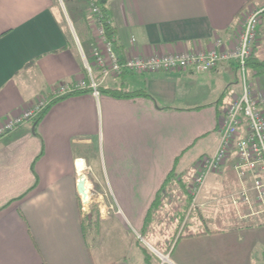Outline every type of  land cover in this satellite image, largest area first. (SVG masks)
<instances>
[{"label":"crops","instance_id":"crops-1","mask_svg":"<svg viewBox=\"0 0 264 264\" xmlns=\"http://www.w3.org/2000/svg\"><path fill=\"white\" fill-rule=\"evenodd\" d=\"M87 1L0 0V121L59 83L87 76L77 39L85 41L90 56L95 24L89 10L87 20L72 14L75 7L87 9ZM254 1L108 0L115 50L123 57L204 51L217 39L233 48L247 14L264 8ZM252 58L264 60V13ZM255 69L248 66L251 83L264 91V72ZM239 71L237 63L226 61L204 73L110 76L98 96L91 90L71 94L51 104L41 119L0 137V264H264V211L233 202L243 182L232 156L208 176L195 209L219 216L226 228L192 224L176 233L189 211L188 187L200 157L216 150L220 115L241 92ZM130 92L136 93L124 94ZM186 157L193 167L187 184ZM81 174L90 188H107L126 230L142 228L162 245L160 256L136 242L139 233L125 254L101 250L111 215L82 211ZM89 213L93 225L84 232L81 217ZM160 213L170 218L169 238L150 229ZM249 230H255V241Z\"/></svg>","mask_w":264,"mask_h":264},{"label":"built area","instance_id":"built-area-1","mask_svg":"<svg viewBox=\"0 0 264 264\" xmlns=\"http://www.w3.org/2000/svg\"><path fill=\"white\" fill-rule=\"evenodd\" d=\"M263 12L264 8H254L247 14L238 43L230 49L224 48L222 40L217 39L212 48L204 51L123 57L107 37L101 21L103 16L100 8L93 6L92 13L98 16L92 17L96 35L90 56L77 39L87 76L59 83L48 96L40 98L16 115L2 119L0 137L33 120L53 99L84 90H91L98 96L101 83L110 76H120L127 72L145 73L176 69H191L204 73L222 62L234 61L242 73V89L239 95L224 107L220 115V141L216 150L200 158L190 189L189 212L197 208L199 195L208 176L219 171L231 156L234 158L233 166L243 182L242 188L233 196V202H244L249 204L253 211H264V92H257L247 75L248 60L254 53ZM86 191L87 197L84 198L80 194L83 212H89L92 201L91 188L87 182ZM256 203L259 208H256Z\"/></svg>","mask_w":264,"mask_h":264},{"label":"rangeland","instance_id":"rangeland-1","mask_svg":"<svg viewBox=\"0 0 264 264\" xmlns=\"http://www.w3.org/2000/svg\"><path fill=\"white\" fill-rule=\"evenodd\" d=\"M256 4L259 3L261 5H264V0H255L254 1ZM263 8V7H260ZM252 11V10H251ZM264 13V12H263ZM255 48V47H254ZM239 74V78L241 81L242 78V73L241 71L238 72ZM248 77L250 78L251 81V75L249 74V70L247 72ZM261 79L262 81L264 80V75H261ZM260 92H264L262 89L260 90ZM88 151L85 150V154ZM206 155H210V154H206ZM203 156V155H202ZM201 158V157H200ZM189 158H185L184 161H186V163L182 160V164L178 167V171L181 170V166L183 165V163H185V167H184V177L183 180L184 182L187 184V182L189 181V177L191 176V174H193V167L191 166V162L187 161ZM194 181V179H193ZM193 181L191 183V185H189V191L193 185ZM103 182H105V180L103 179ZM189 184V183H188ZM109 186V185H108ZM107 186V187H108ZM204 188V187H203ZM110 189V187H109ZM102 190V196H99V192H101ZM91 192H92V201L90 203V207H89V211H93L95 213V215L97 216L98 213L101 215V209L104 211L102 214L108 213V215H111L110 220L104 224V230L102 232H104V234H101V238H100V244H101V250L104 249V252L107 254H113L114 256H118V255H122L125 254L124 252H129V250L132 248L133 245V241L135 242V238L138 236V233L140 234L138 236V238H140L141 243L139 241L138 244H142L141 247H145L144 249L147 251H150L152 253H155L156 255L160 256L163 252L162 249H160L162 246L160 245L155 238L149 234V233H145V231L142 230V228H140L139 230H137L136 228L133 227V225L131 226L130 224V228L132 229L133 233H131L129 230L125 229V225L122 223V220L120 218V216L118 214H115L116 211H118V209H121V207L119 206L118 203L112 201L107 192V188L104 190L102 187L101 189H99V187H96L95 185L93 187H91ZM186 199V198H185ZM189 204L191 202V197L189 196ZM81 200V199H80ZM177 200L174 204H176V207L180 206V201ZM95 208L94 210H92V208ZM185 217L183 216L179 225V229H177L176 233H182L184 231V233H186L188 231V228H190V226H192V224H194L195 226L199 227V228H203V230L209 226H219L220 228H226L224 225L221 224V219L219 216L215 215L214 213H211L210 215L206 216L207 213L205 211V209L200 208L198 211L197 210H193L192 214H190V212L185 210ZM97 218H99V215L97 216ZM155 218V212L152 213V219ZM158 221L163 222L161 225L157 224V220L154 224L151 225V228H153V230H157L158 228L160 230H162V232L158 235L162 238H169L170 235H168L166 233V228H168L169 225H171V221L170 218L164 217L163 214H159L158 217H156ZM125 219V218H124ZM127 219V218H126ZM125 219V221H127ZM150 220V221H151ZM133 224V223H132ZM103 226V225H102ZM186 226V229H185ZM148 229V228H147ZM246 235L248 236L249 240L251 241H255L257 239V235L255 233V230H249L248 232H246ZM260 239V238H259ZM139 240V239H138ZM155 248V249H154ZM161 254H160V253ZM163 256V255H162ZM161 256V257H162ZM164 258V257H163ZM166 261L167 258H164Z\"/></svg>","mask_w":264,"mask_h":264},{"label":"trees","instance_id":"trees-1","mask_svg":"<svg viewBox=\"0 0 264 264\" xmlns=\"http://www.w3.org/2000/svg\"><path fill=\"white\" fill-rule=\"evenodd\" d=\"M65 2L69 1V0H64ZM87 1V0H85ZM88 2V1H87ZM107 2L108 0H89V5H88V8L86 9V7H83V8H80V7H75V9H73L72 11V14L74 16V18L78 16L83 19V20H87V11L89 10L90 11V14H91V17H97L98 15L95 14V13H92V8L93 6H98L101 10V13L103 17H101V21L105 27V30H106V34H107V37L113 42V44L115 45V42H116V38H115V29L114 27L112 26L111 24V20H110V12H109V9L107 7ZM94 41V38H92V42H91V46H92V43ZM82 43V46L83 45H87L85 43V41H81ZM116 47V45H115ZM248 66H251L252 68L256 67V71L258 73L256 74H259L260 72H264V60H254L252 57L249 58L248 60ZM86 91V90H84ZM143 92V91H141ZM141 92H137V93H141ZM77 93V92H75ZM136 92H130V93H124L125 95L127 96H131L133 94H135ZM71 94H74V93H71ZM71 94H68V95H65V96H62V97H59V98H56V99H53L43 110L42 112L37 116L35 117L33 120H39L43 117V115L45 114V112L47 111V109L51 106V104H53L54 102H56L57 100H60V99H63ZM79 202H80V206H81V200H80V197H79ZM95 208L93 207L92 210H94ZM93 213V211H91ZM92 213H89V214H86L84 216L81 217V222H82V227L84 229V232L86 231L87 232V228L92 226L93 225V214ZM144 248V247H143Z\"/></svg>","mask_w":264,"mask_h":264},{"label":"water","instance_id":"water-1","mask_svg":"<svg viewBox=\"0 0 264 264\" xmlns=\"http://www.w3.org/2000/svg\"><path fill=\"white\" fill-rule=\"evenodd\" d=\"M86 182H87L86 175L81 174L78 179L77 190L79 194H82L84 198L87 197Z\"/></svg>","mask_w":264,"mask_h":264}]
</instances>
